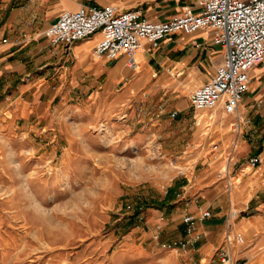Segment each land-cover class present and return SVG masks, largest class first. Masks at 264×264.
Listing matches in <instances>:
<instances>
[{
    "label": "rangeland",
    "instance_id": "obj_1",
    "mask_svg": "<svg viewBox=\"0 0 264 264\" xmlns=\"http://www.w3.org/2000/svg\"><path fill=\"white\" fill-rule=\"evenodd\" d=\"M117 59L98 81L95 74L65 81V95L35 112L28 131L0 125V264H199L196 254L161 243L188 235L183 209L192 183L215 180L230 196L220 170L234 116L196 111L189 100L196 86L185 74L159 69L158 89H149L138 67L111 73ZM242 160L227 174L232 199L239 192L245 201L253 170H241ZM233 208L230 229L248 243L261 232L232 226L241 216L232 217Z\"/></svg>",
    "mask_w": 264,
    "mask_h": 264
},
{
    "label": "crops",
    "instance_id": "obj_2",
    "mask_svg": "<svg viewBox=\"0 0 264 264\" xmlns=\"http://www.w3.org/2000/svg\"><path fill=\"white\" fill-rule=\"evenodd\" d=\"M107 3L120 9L140 10L143 16L154 20L168 19L178 14L186 4L199 8L198 0H0L1 127L16 129L21 125L28 131L33 127L30 121L35 112L41 110L42 113L57 94L65 95V81L72 77L78 79L81 74H91L92 79L95 74L94 79L98 81L97 75L106 72L105 63L113 60L106 57L99 60L93 54V47L101 38L100 31L69 45H54L43 34V30L64 9ZM223 51L222 44L214 41L210 28L192 32L177 31L162 38L157 46L144 40L135 52L141 77L139 83L148 80L146 86L150 85L149 89H158V70L166 69L173 73L175 71L177 75L185 74L190 84L197 86L214 73L222 60ZM125 65L124 57L118 58L111 73H117L122 67L125 69ZM126 68L124 71L130 73L128 68L132 67ZM250 75V89L238 107L249 121L239 134L231 131L226 136H237L238 160L243 159L240 169L253 170L249 173L253 192L245 201L237 192L233 200L231 195L230 198L221 191L220 183L215 180L205 182L201 178L188 186L193 199L183 209V214L191 209L198 216L196 206L200 205L210 207L212 211L210 217L198 221L197 232L200 236L186 250L187 254H196L197 259L209 258L222 243L224 231L232 222L227 218L229 209L231 205H236L241 216L232 226L235 225L236 229L246 227L251 233H261L248 243L234 247L233 253L246 264H264V184L259 182L260 175L256 174L264 168V60L251 67ZM259 98L263 99L261 103L257 101ZM7 112L10 115L5 116ZM253 155L260 156V165L249 163ZM199 194L202 196L198 197ZM197 199L202 202L198 204ZM159 213L160 210L158 221Z\"/></svg>",
    "mask_w": 264,
    "mask_h": 264
},
{
    "label": "built area",
    "instance_id": "obj_3",
    "mask_svg": "<svg viewBox=\"0 0 264 264\" xmlns=\"http://www.w3.org/2000/svg\"><path fill=\"white\" fill-rule=\"evenodd\" d=\"M198 2L199 8L195 9L186 4L178 14L165 20L150 19L143 16L140 10L120 9L112 3L64 9L43 30V34L54 45H69L95 31H100L101 38L93 47L94 56L106 57L109 60L124 57L126 65L136 68L138 60L135 52L144 40L150 42L152 46H157L162 38L177 31L212 29L214 41L221 43L224 48L223 57L211 77L191 91L189 100L196 111L220 108L226 114H233L232 131L239 134L249 121L238 107L250 89V69L264 60V0H198ZM257 101L261 103L263 99L259 98ZM159 107L162 110L163 104ZM176 113V109L170 112L172 116ZM213 147L217 148L218 144L214 143ZM237 149L238 139L237 136H233L225 146L226 164L220 170L225 172L223 177H226V190L230 195L233 183L228 177L227 170L231 162L236 163L238 160L235 159ZM249 163L253 166L260 165V156H251ZM261 175L264 178V168ZM198 211L202 218L212 215L210 207L200 205ZM239 213L237 208L236 210L233 208L230 215L237 217ZM194 218V214L186 211L183 220L187 224L185 230L188 235L179 240L163 241L161 246L186 251L200 236L195 230ZM244 243V233H233L230 226H227L222 243L208 261L202 263L201 257L199 264H246V261H241L233 253L235 246Z\"/></svg>",
    "mask_w": 264,
    "mask_h": 264
}]
</instances>
